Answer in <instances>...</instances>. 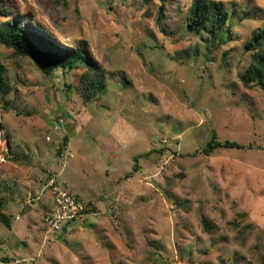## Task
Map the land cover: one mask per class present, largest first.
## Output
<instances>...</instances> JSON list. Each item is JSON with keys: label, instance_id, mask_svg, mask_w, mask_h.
I'll list each match as a JSON object with an SVG mask.
<instances>
[{"label": "rangeland", "instance_id": "374dc122", "mask_svg": "<svg viewBox=\"0 0 264 264\" xmlns=\"http://www.w3.org/2000/svg\"><path fill=\"white\" fill-rule=\"evenodd\" d=\"M212 1L230 12L216 38L188 27L191 0H0V28L87 57L47 74L0 45V209L14 225L0 221V261L264 264V83L248 49L264 0ZM213 138L242 148L207 155ZM82 153L94 190L65 181ZM52 173L93 210L58 236L43 224Z\"/></svg>", "mask_w": 264, "mask_h": 264}, {"label": "trees", "instance_id": "16d2710c", "mask_svg": "<svg viewBox=\"0 0 264 264\" xmlns=\"http://www.w3.org/2000/svg\"><path fill=\"white\" fill-rule=\"evenodd\" d=\"M164 6L161 8V13ZM6 12L1 10L0 14ZM188 27L197 32L205 31L216 38L225 27L230 18V12L221 2L212 0H191L187 9ZM162 17V16H161ZM0 45L14 51L17 56L29 58L43 72L50 74L56 68L74 69L80 62L87 61L82 48L72 52L56 48L48 36L36 32L24 30L20 23H13L8 27L0 28ZM248 49L252 52L253 67L249 73L252 80L264 83V30L254 35ZM98 81L97 83H99ZM94 88V86H93ZM9 92V85L4 76V68L0 61V100L4 99ZM242 148L235 142L226 141L221 143L213 138L204 148V153L209 155L217 148ZM148 154L139 157H145ZM136 160L135 171H137ZM0 221L11 228L10 217L6 216L0 209Z\"/></svg>", "mask_w": 264, "mask_h": 264}, {"label": "built area", "instance_id": "2783aa9c", "mask_svg": "<svg viewBox=\"0 0 264 264\" xmlns=\"http://www.w3.org/2000/svg\"><path fill=\"white\" fill-rule=\"evenodd\" d=\"M65 157L72 158L73 155L67 151ZM4 162L5 159L0 157V163ZM43 192L48 193L51 199V207L43 217V224L49 236H58L64 230H72L93 214L92 206L70 192L57 174L52 173L49 176ZM0 264L9 263L0 261Z\"/></svg>", "mask_w": 264, "mask_h": 264}, {"label": "crops", "instance_id": "0c3cea01", "mask_svg": "<svg viewBox=\"0 0 264 264\" xmlns=\"http://www.w3.org/2000/svg\"><path fill=\"white\" fill-rule=\"evenodd\" d=\"M70 143L69 144H71V143H73L72 141H69ZM75 146V144L73 143L72 144V146ZM71 146V147H72ZM73 149H74V147H72ZM100 150H99V154H100V157H102V158H106V159H110V160H112V158H111V156L109 157L108 155H106V154H102V150H101V148H99ZM96 151V150H95ZM97 152V151H96ZM82 156H78L79 158L78 159H80L76 164L75 163H73V165H70V167H69V171H68V180L66 179L65 181H66V183H67V185L70 187V189L72 188V190L74 189V188H76V185L79 183V184H81L80 186H82L83 184H85V185H88V187L90 188V187H92V183H91V181H90V179L92 178V176H90V175H88V173H86V171L84 172L83 171V173L81 174V172H82V169H83V166H84V161H85V159H86V157H87V155L85 154V153H82L81 154ZM139 156H141V155H139ZM77 159V158H76ZM83 164V165H82ZM107 167H112L113 169H114V166L113 165H111V164H108V166ZM93 170H95L94 168L92 169V171ZM103 170V168H101V172H103L102 171ZM89 176V177H88ZM93 188V190H94V187H92ZM69 188H68V190H70ZM70 192H72L73 194H75L76 196H78L79 198H81L78 194H76L75 192H73V191H71L70 190ZM82 199V198H81ZM84 200V199H83ZM51 207V203H49L48 204V206H45V208L48 210L49 208ZM12 229L10 230V232L11 233H13V231H14V225H12V227H11ZM14 239V238H13Z\"/></svg>", "mask_w": 264, "mask_h": 264}]
</instances>
